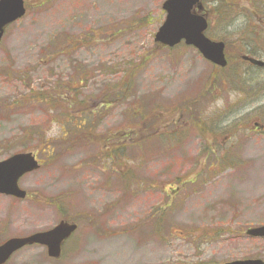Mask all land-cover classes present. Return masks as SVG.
<instances>
[{
    "label": "rangeland",
    "instance_id": "1",
    "mask_svg": "<svg viewBox=\"0 0 264 264\" xmlns=\"http://www.w3.org/2000/svg\"><path fill=\"white\" fill-rule=\"evenodd\" d=\"M164 1L26 0V15L6 29L0 160L43 149L44 138L55 159L38 154L42 168L21 180L32 200L0 197V244L64 218L79 228L58 260L34 244L5 264L264 260V239L245 233L264 224V70L241 59L223 70L192 47L156 43ZM217 1L204 0L208 35L226 38L229 59L249 54L248 42L239 51V29L248 20L264 24L255 15L264 0H228L225 18L217 16ZM78 76L79 97L66 88ZM40 93L53 94L66 110L28 103ZM82 106L94 112L99 135L114 139L70 149L67 122L83 115ZM141 108L148 114L136 116Z\"/></svg>",
    "mask_w": 264,
    "mask_h": 264
},
{
    "label": "water",
    "instance_id": "2",
    "mask_svg": "<svg viewBox=\"0 0 264 264\" xmlns=\"http://www.w3.org/2000/svg\"><path fill=\"white\" fill-rule=\"evenodd\" d=\"M197 4L201 9L199 0H167L163 7L168 15L156 33V41L163 45L174 46L184 39L187 44L196 46L207 59L224 67L227 65L224 53L225 45L223 42H213L205 37L203 32L207 28V21L202 16L191 12ZM25 12L24 0H0V41L5 26L21 18ZM251 61L264 66V62ZM33 163L30 154H18L1 161L0 192L23 197L24 193L18 187L17 182L25 172L37 167ZM76 227L75 224L61 223L50 232L36 233L25 238H12L0 246V264L5 263L18 249L35 243L47 245L49 255L58 257L61 242L69 237ZM248 234L264 236V226L253 228L249 230ZM228 264H263V261L260 259L236 260Z\"/></svg>",
    "mask_w": 264,
    "mask_h": 264
},
{
    "label": "trees",
    "instance_id": "3",
    "mask_svg": "<svg viewBox=\"0 0 264 264\" xmlns=\"http://www.w3.org/2000/svg\"><path fill=\"white\" fill-rule=\"evenodd\" d=\"M252 2H255V0H252ZM233 5H230L228 0H218L217 1V6L215 8L217 16L218 17H222L225 18L229 15V13L231 12V8ZM256 18L257 21H259L260 19L264 21V11H261L260 14L256 13ZM248 23L250 24H245L243 26V28L239 29V36H240V42H241V51H245V47H246V43L248 42L251 46L257 48V49H261V51H264V36L261 34L262 31H264V24L262 26H259V24H255L253 21L248 20ZM253 23V24H252ZM263 44V45H261ZM256 54V52H255ZM241 55L237 54V57H235L234 59H230L232 61H235L236 59H240ZM220 69V68H219ZM235 73V71H234ZM218 77V75H216L214 79H216ZM72 82L73 85L69 86L70 84L69 82L66 84V88H72L70 93L72 91H74L76 93V96L79 97L80 94L83 92V88L81 84L82 83V79L80 76H78V78L74 79ZM127 88H126V92L128 91V89L130 88V81H128V83L126 84ZM67 89V90H68ZM125 94H128L125 93ZM114 97H118V100L120 98H122L123 96L120 94H116L114 95ZM29 98H34L35 101L37 102H45L47 106H51L55 111L57 110H66L64 104L62 105H54V96L53 94L48 95L47 93H40L38 95H30ZM104 100L109 103V101H107V98H104ZM105 103V102H104ZM16 104H20V102L16 101ZM79 104H84L83 101L79 102ZM153 109H159L160 106H154L152 105ZM80 109H83V115L82 116H78L77 118H70L67 122V132L65 135H68V137H70V140L72 141V144L74 146H77V144L81 143L82 145H101L103 142H107L108 140H112L114 139L113 137H107L104 139L103 135H99L100 133L97 132L96 129H94V126L91 124L90 122V118L91 116L94 114L93 111L87 112L88 110H86L85 106L80 107ZM158 110H154L153 113L157 112ZM140 112H144L147 113L143 110V108L139 109L136 111V116H139ZM148 114V113H147ZM151 117V116H150ZM150 117L148 118V121L150 119ZM138 118V117H137ZM146 117L142 116L140 120L142 121H146L147 119ZM135 121H138L137 119H135ZM71 135L75 136L76 139H72ZM53 149H55V147H53ZM53 151V150H51ZM163 215V214H162Z\"/></svg>",
    "mask_w": 264,
    "mask_h": 264
},
{
    "label": "flooded vegetation",
    "instance_id": "4",
    "mask_svg": "<svg viewBox=\"0 0 264 264\" xmlns=\"http://www.w3.org/2000/svg\"><path fill=\"white\" fill-rule=\"evenodd\" d=\"M27 145H25V147H26ZM29 146V145H28ZM31 150H29V151H17V152H15V153H12V154H10L8 157H6V158H4V159H2V160H6V159H8V158H10V157H12V156H14V155H16V154H30L31 155ZM35 153H36V155H37V158H38V154H39V151H35ZM47 157H49V156H47ZM2 160H0V161H2ZM40 162L43 164V162L40 160ZM21 186V185H20ZM22 187V186H21ZM23 188V187H22ZM24 190H25V192H26V197L23 199H21V198H18V197H15L13 194H6V193H1L0 192V197L2 196V197H6L7 199H10L11 201L12 200H14V201H16V202H19V201H25V200H32L34 197H33V195H34V193H30L27 189H25V188H23ZM41 199H43L44 197L43 196H41L40 197ZM34 200H36V201H38L39 199H34ZM51 201H53V200H51ZM50 202V201H49ZM63 219H61L59 222H61ZM64 220H67V221H69V222H74V221H71L70 219H68V218H66V219H64ZM55 226V225H54ZM53 226V227H54ZM52 227H50V228H48V229H51ZM78 228H79V224H78ZM47 229V230H48ZM40 231H46V230H40ZM36 232H38V231H36ZM75 232H77V230L75 231ZM34 233V232H33Z\"/></svg>",
    "mask_w": 264,
    "mask_h": 264
}]
</instances>
